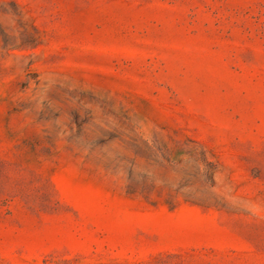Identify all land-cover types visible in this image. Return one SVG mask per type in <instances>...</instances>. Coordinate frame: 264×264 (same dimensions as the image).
Masks as SVG:
<instances>
[{"label":"rangeland","instance_id":"1","mask_svg":"<svg viewBox=\"0 0 264 264\" xmlns=\"http://www.w3.org/2000/svg\"><path fill=\"white\" fill-rule=\"evenodd\" d=\"M0 264H264V0H0Z\"/></svg>","mask_w":264,"mask_h":264}]
</instances>
